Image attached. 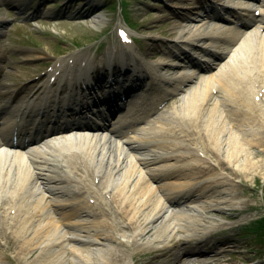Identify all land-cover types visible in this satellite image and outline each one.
<instances>
[{"label": "bare ground", "instance_id": "6f19581e", "mask_svg": "<svg viewBox=\"0 0 264 264\" xmlns=\"http://www.w3.org/2000/svg\"><path fill=\"white\" fill-rule=\"evenodd\" d=\"M213 3L209 12L205 3L188 10L166 50L185 55L191 49L214 63L187 62L171 77L160 73L161 61L138 55L135 68L151 75L152 84L134 97L115 87L129 97L112 129L51 132L13 151L20 147L8 139L16 134L11 127L43 121L59 95L47 87L38 97L25 88L8 90L0 66V101L12 106L0 128V260L10 239L17 264H222L227 246L237 248L236 238L216 234L229 227L208 212L231 210L226 215L235 218L234 208L242 206L235 180L264 176V160L251 150L264 147V0ZM101 19L97 14L90 25L97 28ZM80 73L92 77L87 68ZM65 90L59 108L70 103ZM172 93L183 94L180 106L151 119ZM228 121L239 127L236 133ZM175 247L186 250L182 259Z\"/></svg>", "mask_w": 264, "mask_h": 264}, {"label": "rangeland", "instance_id": "374dc122", "mask_svg": "<svg viewBox=\"0 0 264 264\" xmlns=\"http://www.w3.org/2000/svg\"><path fill=\"white\" fill-rule=\"evenodd\" d=\"M197 5V0H0V66L7 71L3 84L8 90L31 86V79L43 72L55 59L53 56L93 53L98 58L118 44V24L129 25L136 33L137 45L148 61L176 64L178 68L164 67L163 73L179 76L183 73V68L179 67L181 63L166 49L171 47L169 41L175 38L174 25ZM31 13L34 15L29 16ZM97 14L102 19L95 28L90 25V20ZM187 56L191 58L189 54L184 58ZM181 99L168 100L164 110L172 112L180 106ZM227 124L233 133L237 132L239 127L233 121ZM251 150L259 152V159L264 160V147ZM233 184L237 185L234 193L242 204L235 208L238 215L228 218L229 212H208L210 217L229 227L216 234L222 232L220 237H234L238 242L235 249V245L227 246L229 252L222 264H264V176H240ZM8 244L1 264H17L16 245L12 239ZM176 252L180 253L177 248ZM37 255L36 251L30 260Z\"/></svg>", "mask_w": 264, "mask_h": 264}]
</instances>
